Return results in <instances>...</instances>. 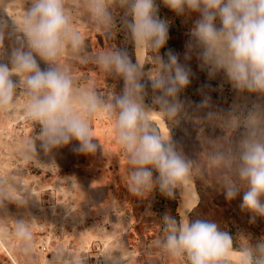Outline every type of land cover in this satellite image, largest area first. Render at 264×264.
<instances>
[{"label":"rangeland","instance_id":"rangeland-1","mask_svg":"<svg viewBox=\"0 0 264 264\" xmlns=\"http://www.w3.org/2000/svg\"><path fill=\"white\" fill-rule=\"evenodd\" d=\"M32 2L0 0V62L10 67L11 50L24 39L22 29ZM155 2L159 18L169 25V39L158 52L145 46L142 65L147 63V68L140 70L146 85L143 105L162 116L170 142L190 162L188 176L195 189L190 205L198 203L186 219L216 223L237 243L238 251L250 250L254 260H264L258 248L264 244V217L253 219L252 212L240 208L242 191L237 198L226 199L223 180L236 179L234 165L230 168L226 159H216L220 154L234 155L250 129L264 128V92L234 88L223 71L209 76L195 51L185 60L196 15L177 16L162 0ZM130 4L131 0H106L110 20L100 22L93 17L89 0H65L71 29L82 45L73 48L66 41L57 63L77 90L94 91L106 102L123 93V78L103 70L97 60L103 52L130 49L131 38L122 34L130 31ZM132 43L135 47V40ZM168 49L191 70L190 84L178 93L181 107L175 115L155 103L160 92L151 88V79L163 71L157 56L167 60ZM40 64L46 66L44 61ZM13 79L18 85L13 103L0 107V264H190L165 248L170 231L165 218L180 226L181 204L177 220L173 186L181 197V181L162 191L159 172L149 166L151 186L138 194L130 191L135 167L117 139L114 116L103 110L82 114L98 145L94 152L73 151L75 140L67 146L43 147L42 124L27 114L22 77L14 74ZM147 120L156 134L150 122L157 123ZM20 222L30 239L17 234Z\"/></svg>","mask_w":264,"mask_h":264},{"label":"clouds","instance_id":"clouds-1","mask_svg":"<svg viewBox=\"0 0 264 264\" xmlns=\"http://www.w3.org/2000/svg\"><path fill=\"white\" fill-rule=\"evenodd\" d=\"M162 2L177 16L196 15L189 30L185 60L195 51L209 76L223 71L234 88L264 92V0ZM89 7L98 21L110 20L106 0H89ZM130 12L128 28L137 44L157 52L163 48L169 39V25L159 18L155 0H131ZM22 32L24 39L11 50V67L0 62V107L12 105L18 86L13 75H20L28 97L27 114L42 124L43 147L67 146L75 140L78 144L73 151L94 152L98 145L82 114L92 116L103 110L114 116L117 139L135 167L129 179L130 191L138 194L142 187L151 186L153 173L149 166L159 172L162 191L189 175L190 162L173 144L150 131L143 105L146 85L141 82L138 65L126 52L109 50L98 56L103 70L115 72L124 81L123 93L106 102L94 91L77 90L57 63L66 41L73 48L82 45L80 36L71 29L65 0H33ZM2 39L0 36V43ZM164 56L167 60L157 56L163 71L151 79V88L160 92L155 103L175 115L181 107L178 93L190 84L191 70L179 63L171 49ZM40 61L46 66L42 67ZM216 159H226L230 168L234 165L236 179L226 176L223 180L226 199L233 200L242 191L240 208L252 212L253 219L255 215L264 217V128L250 129L240 139L234 155L225 158L220 154ZM165 220L170 229L166 250L173 256L186 255L190 264H216L231 248V236L214 222L195 219L177 227L174 219ZM17 234L31 238L23 222L17 225ZM258 248L264 252V244ZM242 257L243 264H264V260H254L250 250Z\"/></svg>","mask_w":264,"mask_h":264},{"label":"bare ground","instance_id":"bare-ground-1","mask_svg":"<svg viewBox=\"0 0 264 264\" xmlns=\"http://www.w3.org/2000/svg\"><path fill=\"white\" fill-rule=\"evenodd\" d=\"M138 47V60L136 61V65H138L139 69L141 70V65L143 61V56H144V51H145V46L137 44ZM146 117L150 118L151 120L155 121L161 131V137L164 140L165 143H171L170 139L168 137V132L166 129L165 121L162 118V116L157 113L156 111L144 107ZM172 144V143H171ZM182 186H181V210H180V216L182 217V224L187 221L186 219V209L187 207L192 203L191 202V193L194 194L195 197V189L193 187V184L187 176L184 180H181ZM180 217V218H181ZM240 251L238 250H233L229 249V252L224 256L229 258L231 261L236 262L238 264H243V257Z\"/></svg>","mask_w":264,"mask_h":264},{"label":"trees","instance_id":"trees-1","mask_svg":"<svg viewBox=\"0 0 264 264\" xmlns=\"http://www.w3.org/2000/svg\"><path fill=\"white\" fill-rule=\"evenodd\" d=\"M123 35H127V37H129V38H131V46H130V49L129 50H126V53H127V55L130 57V59L131 60H133L134 59V55H135V53H134V44L132 43V41L134 42V38H133V36H132V34H131V31H129V32H124V33H122ZM126 37V36H125ZM134 63V62H133ZM147 68V63L143 66V69L145 70ZM109 79L110 78H107V80L106 81H109ZM203 80L205 81V77H203ZM123 88V87H122ZM150 124H152L154 127H155V132H156V134L157 135H159L160 137H161V133H160V129H159V127L155 124V123H152V122H150ZM172 185H175V183L174 184H172ZM174 187V194H175V198H176V201H175V203H174V207L176 208V216H177V220H178V217H179V212H178V210H177V208L178 207H180L179 205L181 204L180 202H181V197H180V193H179V191H178V188H177V186L175 185V186H173ZM230 249H233V250H238L239 249V247H238V245H237V243L236 242H232V245H231V248ZM185 257V259L187 260V262H189L188 261V259H187V256L185 255L184 256ZM190 263V262H189ZM216 264H230V262L228 261V260H224V259H219L217 262H216ZM233 264H236V263H233Z\"/></svg>","mask_w":264,"mask_h":264},{"label":"water","instance_id":"water-1","mask_svg":"<svg viewBox=\"0 0 264 264\" xmlns=\"http://www.w3.org/2000/svg\"><path fill=\"white\" fill-rule=\"evenodd\" d=\"M134 53H135V59H134V63L136 64V61L138 60L139 56H138V47H137V42L135 41V47H134ZM141 71H143V65L141 67ZM191 202L194 201V194L191 193ZM198 203V202H197ZM196 204L194 205H190L186 210V215L188 216V214L196 207ZM182 225V217L180 218V226Z\"/></svg>","mask_w":264,"mask_h":264}]
</instances>
